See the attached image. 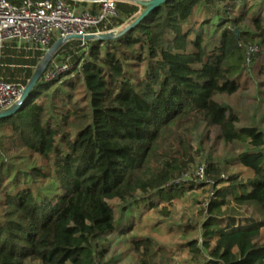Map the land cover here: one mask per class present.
Returning a JSON list of instances; mask_svg holds the SVG:
<instances>
[{"label":"trees","instance_id":"1","mask_svg":"<svg viewBox=\"0 0 264 264\" xmlns=\"http://www.w3.org/2000/svg\"><path fill=\"white\" fill-rule=\"evenodd\" d=\"M144 10L118 2L117 16L100 28L125 29ZM249 24L262 47L264 0H168L114 38L90 40L87 48L63 44L57 55L81 50L71 69L41 79L0 120V155L26 150L42 163L23 170L0 159V264L29 256L41 264H94L96 244L125 231L110 201L120 200L130 216L183 193L176 182L191 169L190 137L203 123L227 143L247 144L238 161L253 178L225 181L218 165H207L215 189L202 246L189 245L195 264H264V131L237 126L238 116L216 99L238 92L254 63L255 53L247 62L255 42ZM41 179L52 186L39 188ZM132 242L144 249L142 264H156L160 250L153 252L151 239Z\"/></svg>","mask_w":264,"mask_h":264},{"label":"rangeland","instance_id":"2","mask_svg":"<svg viewBox=\"0 0 264 264\" xmlns=\"http://www.w3.org/2000/svg\"><path fill=\"white\" fill-rule=\"evenodd\" d=\"M126 25H118L105 33L119 34ZM254 34L255 42L251 47L257 49L255 60L240 79L241 89L232 94H219L216 99L230 106L238 116L237 126H254L264 131V44L259 47L262 38L253 25L248 26ZM69 55L64 53L60 61L73 63L81 50L73 49ZM76 53H78L76 55ZM71 58H69L68 56ZM10 78L5 76L3 80ZM23 82V81H22ZM66 92L69 91L65 88ZM50 95L53 89L50 90ZM80 98L76 94L74 100ZM68 109L69 106H64ZM71 134L75 130H70ZM190 146L194 162L191 163L189 172L183 175L176 183H182L185 189L180 196L171 201L159 202L156 207L143 206L140 210L131 211L129 216L120 200L110 201L114 207L117 219L121 222L124 232L108 235L96 244V260L94 264H142V252L135 250L132 239H151L153 252L160 250L159 256L154 259L156 264H195L193 253L190 251L191 242H203L202 223L206 216V208L213 195L215 185L207 178L200 179L196 175L198 167L209 163L218 165L225 181L231 176H236L239 182H248L253 178V173L238 161V156L247 148V144L240 141L227 143L220 137L217 127L201 124L190 137ZM0 159L5 164L16 165L23 170H29L41 165L38 155L29 151H7L1 153ZM211 181V182H210ZM228 183L221 184L218 189H223ZM39 188L52 186L50 179H41L37 184ZM5 199L0 196V219L3 217ZM260 244H264V229ZM106 252L101 255L102 248ZM200 260V259H199ZM20 264H41L40 260L24 257ZM199 263H202L199 261Z\"/></svg>","mask_w":264,"mask_h":264},{"label":"built area","instance_id":"3","mask_svg":"<svg viewBox=\"0 0 264 264\" xmlns=\"http://www.w3.org/2000/svg\"><path fill=\"white\" fill-rule=\"evenodd\" d=\"M118 2L132 3L128 0H23L20 3L0 0V42H33L45 53L60 39L64 40L63 44L80 41L81 47L87 48L86 35L106 32L100 25H108L117 16ZM256 51L255 47L249 48L248 64L250 54ZM58 56L54 55L51 66L43 73L44 82H51L71 69L72 63L60 61ZM24 88L20 81L0 79V112L16 105ZM205 169L204 165L197 169L200 179L206 178Z\"/></svg>","mask_w":264,"mask_h":264},{"label":"crops","instance_id":"4","mask_svg":"<svg viewBox=\"0 0 264 264\" xmlns=\"http://www.w3.org/2000/svg\"><path fill=\"white\" fill-rule=\"evenodd\" d=\"M69 51L74 50H67L65 53L69 55ZM45 54L44 50L33 42L20 40L0 42V79L10 75L11 79L6 77L5 80L23 81L22 84L26 86Z\"/></svg>","mask_w":264,"mask_h":264},{"label":"water","instance_id":"5","mask_svg":"<svg viewBox=\"0 0 264 264\" xmlns=\"http://www.w3.org/2000/svg\"><path fill=\"white\" fill-rule=\"evenodd\" d=\"M132 2L133 4H136L140 7H144L145 10L144 12L134 21L131 25H128L124 30L127 28H130V26L136 25L150 10H152L155 7H158L164 3H166L168 0H149V1H144V0H128ZM238 33V32H237ZM118 36L117 35H112V33H102V34H91V35H86L87 40H107L111 39ZM79 38V37H75ZM64 40L60 39L56 41V43L50 48V50L45 54L43 57L41 63L37 66L34 74L32 75L31 79L28 81L27 85L24 88V91L21 95V98L19 102L11 107L10 109L4 110L0 112V120L8 117L12 114H14L16 111H18L26 97L31 93V91L38 85L39 81L42 79L43 73L45 72L46 67L51 63L54 55L57 53L58 49L63 45Z\"/></svg>","mask_w":264,"mask_h":264}]
</instances>
